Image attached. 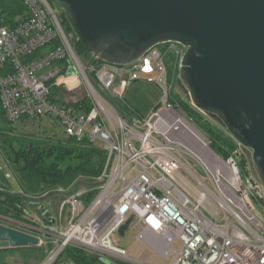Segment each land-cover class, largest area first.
Instances as JSON below:
<instances>
[{
	"label": "built area",
	"instance_id": "1",
	"mask_svg": "<svg viewBox=\"0 0 264 264\" xmlns=\"http://www.w3.org/2000/svg\"><path fill=\"white\" fill-rule=\"evenodd\" d=\"M20 1L25 11L13 17L0 4V104L7 120L55 117L66 137L98 141L106 154L95 196L86 200L87 190L75 187L61 200L55 223L27 225L37 230L34 246L49 249L41 264H75L62 254L69 245L139 264L118 243L127 229L148 252L147 264H264V204L255 194L264 196L263 190L248 184L234 157L217 155L192 118L169 101L185 48L170 42L165 52L153 47L122 65L102 61L86 69L50 1ZM168 51L174 55L171 73L164 62ZM62 75L82 80L91 103L87 112L50 99ZM137 80L162 88L160 101L140 118L117 105ZM179 170L193 180L197 195L177 183ZM66 206L69 218L62 228Z\"/></svg>",
	"mask_w": 264,
	"mask_h": 264
},
{
	"label": "water",
	"instance_id": "2",
	"mask_svg": "<svg viewBox=\"0 0 264 264\" xmlns=\"http://www.w3.org/2000/svg\"><path fill=\"white\" fill-rule=\"evenodd\" d=\"M50 1L64 9L78 40L91 52L86 69L96 58L122 65L159 44L183 46L178 83L195 108L251 150L264 192V0ZM0 169L12 192L19 193L1 154ZM49 205L46 201L39 209L53 224ZM34 233L33 227L0 224V248L34 246ZM108 264L131 263L115 259Z\"/></svg>",
	"mask_w": 264,
	"mask_h": 264
},
{
	"label": "trees",
	"instance_id": "3",
	"mask_svg": "<svg viewBox=\"0 0 264 264\" xmlns=\"http://www.w3.org/2000/svg\"><path fill=\"white\" fill-rule=\"evenodd\" d=\"M0 4L10 17L23 15L25 11L20 0H14L10 4H4V0H1ZM59 21L76 56L80 59L79 53L89 55V58L84 62L86 65L91 58V52L78 40L65 14L59 17ZM50 48L52 46L49 45L45 49L49 50ZM95 60L97 63L104 61L101 58ZM4 68H0V75L3 74ZM90 77L92 78V75ZM60 89L62 88L59 86H52L50 99L53 102L75 107L81 112H87L91 108V103L86 99L80 103L71 104L61 101L57 98ZM169 101L177 102L182 111L192 118L195 125L196 120L190 112L201 115L204 123L211 127L204 128L202 131L207 133L210 139L209 146L217 155L225 158L231 152H237L233 140L222 134L215 125L205 119L202 115L205 114L204 112L197 110L189 102L177 99L173 94L169 95ZM12 125L13 123L7 120L0 104V154L20 187L19 193H13L0 169V217L16 221L13 224L4 221L0 224L19 230H23V225H46L49 222L42 216L39 209L41 204L49 201L48 208L56 216L54 210L64 196L75 187H84L87 190L84 196L86 200L96 195L99 188L98 177L106 162V154L100 147L87 142H77L69 137L60 139L44 134H16ZM212 131H217L218 135L214 136ZM238 157L242 162L240 164H244L245 167L243 158L240 155ZM17 222L21 225H18ZM33 247H29L34 250L33 253H40L43 250ZM20 248L23 247L0 248V264L17 263L5 261L1 258V253ZM62 254L64 257L72 259L75 264H108L111 261L109 256L90 252L74 245L67 246Z\"/></svg>",
	"mask_w": 264,
	"mask_h": 264
},
{
	"label": "rangeland",
	"instance_id": "4",
	"mask_svg": "<svg viewBox=\"0 0 264 264\" xmlns=\"http://www.w3.org/2000/svg\"><path fill=\"white\" fill-rule=\"evenodd\" d=\"M13 2L14 0H4V4L5 3L10 4ZM50 3L59 17H61V15H64L63 8L53 3L52 1H50ZM167 44L168 43L159 44L156 46V48L161 52H165ZM79 56L81 59L80 62L82 64H84L87 58H89L88 54L79 53ZM164 62L167 70L171 73L172 70L174 69L173 67L174 55L173 53H171V51H168L167 53L164 54ZM96 63L97 60H94L93 65H95ZM175 72L176 73H174V78L171 84L170 94H173L175 97H177V99L192 104L190 101L189 93L186 90L185 86L178 83V80L180 79L179 69H176ZM58 83L59 84H57L56 86H59L62 89H60L59 91L57 90L58 93L57 92L56 93H57V98L60 99L61 101L71 104V103H80L82 100L86 99L88 100V102H90L88 93L80 78L77 77L67 78L65 77V75H62L58 79ZM161 94H162L161 87L149 83L145 80H137L131 82L127 86L123 100L117 101V105L128 116L140 118L141 116L147 115L152 110V108L160 101ZM73 109L77 113L81 112L79 109L75 107H73ZM190 113L193 115L194 119L196 120V125L193 123L195 128L198 131H200V133L206 138V140L209 143L210 139L207 133H205L202 130H204V128H211V127H209V125L204 123V121L201 118V115L193 113L192 111ZM202 115H204L205 119H207L213 125H215L222 134L229 136L235 143L236 145L235 150H237V152H231L224 159L228 160V158L234 157V159L237 160L239 167H241L244 173V177L248 180V184L249 185L252 184L253 186L258 187L257 189L263 190L261 181L256 171V167L251 158V150L239 144L224 127L213 121L207 115L205 114ZM12 127H13V131L16 134L35 133V134L51 135L60 139L66 138V133L64 131L63 125L61 124L59 119L55 117H45L43 119H22L17 122H14ZM212 133L214 136L218 135L217 131H212ZM93 144L94 146L97 147H100L101 145L100 142L98 141L94 142ZM238 155H240V157L243 158L245 162V167L244 164L241 165L242 162L240 161ZM175 176L177 183L180 184L183 188L192 191V193L194 192V194L196 195L198 194L197 186L185 172L179 170L176 172ZM261 192L259 190H255L256 197H262V200H260V202L264 204V196ZM254 202L257 208L261 210L262 205L257 200H254ZM60 205H61V201L57 206L56 210H54L55 214L59 210ZM68 218H69V209L68 206H66L62 213V219H61L62 228H65ZM3 221L12 224L16 223V221H13L12 219L0 217V223ZM17 224L21 225V223L18 222ZM26 226L27 225H23V227ZM118 243L126 248H129L131 250V253L138 258L139 264H147V261L149 260L148 252L134 243L133 232H131L129 229L126 230L125 239L123 241L118 240ZM29 247L31 246H23V248L20 249H14V250H10L7 253H1V258H3L5 261L10 263L20 262L23 264H41V262L46 258V256L49 253V249L47 250L43 249L42 251L44 253L42 251L40 253H36V252L33 253L34 250H32Z\"/></svg>",
	"mask_w": 264,
	"mask_h": 264
}]
</instances>
